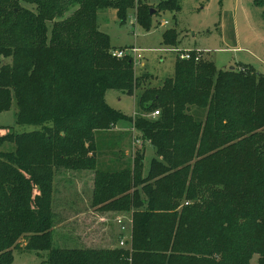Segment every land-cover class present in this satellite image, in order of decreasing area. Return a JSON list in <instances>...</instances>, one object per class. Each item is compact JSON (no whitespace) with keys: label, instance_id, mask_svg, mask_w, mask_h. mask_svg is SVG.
<instances>
[{"label":"trees","instance_id":"16d2710c","mask_svg":"<svg viewBox=\"0 0 264 264\" xmlns=\"http://www.w3.org/2000/svg\"><path fill=\"white\" fill-rule=\"evenodd\" d=\"M132 6L0 0V57L12 59L0 68V114L14 101L16 125L39 127L0 137L12 145L0 152V264H12L14 249L46 252L47 264H264V77L248 66L218 70L192 50L176 58L172 78L142 90L140 116L122 115L106 92L134 95L150 76L136 77L129 56L111 57L96 22L98 10L113 9L124 23ZM156 9L177 11L179 0ZM151 10L136 11L145 31ZM177 39L163 34L167 46ZM120 122L137 133L133 145L154 149L146 175L139 146L127 168H98L96 135L115 139ZM60 170L93 173V207L129 215L128 249L95 250L72 237L76 248L53 247Z\"/></svg>","mask_w":264,"mask_h":264},{"label":"rangeland","instance_id":"374dc122","mask_svg":"<svg viewBox=\"0 0 264 264\" xmlns=\"http://www.w3.org/2000/svg\"><path fill=\"white\" fill-rule=\"evenodd\" d=\"M133 0L132 9L127 12V18L121 23L113 9H102L97 12V29L110 39L109 51L126 52L131 58L133 71L136 77L150 76L142 87L128 95L122 91L109 90L105 95L106 104L122 115L135 118L142 114L137 106V98L144 88L160 87L166 79L172 78L174 63L179 54L196 51L206 60L214 59L218 70H231L233 67L241 70L242 65L250 62L254 70L264 76V0H244L240 2L236 24H232V14L223 19L224 10H232L235 0H179L177 11H161L157 5L171 0ZM258 2V4H256ZM143 4L147 9H152L151 28L145 31L139 24L136 12ZM256 4V5H255ZM29 9H33L29 7ZM69 14L66 15L68 17ZM166 22V25L163 23ZM233 26V31L231 27ZM169 30L176 32L178 42L176 47L163 43V34ZM238 36L240 50L234 49ZM228 43H226V39ZM234 38V39H233ZM135 49L141 58L130 50ZM250 50L259 58L258 63L250 60ZM188 51V52H185ZM132 55V56H130ZM248 60V61H247ZM211 61V60H210ZM12 59L0 57V68L11 65ZM240 64V65H239ZM261 68V69H260ZM260 69V70H259ZM16 105L12 102L9 111L0 114V137L14 132H29L39 130L36 126L16 125ZM127 127V136L122 135ZM115 139L105 138L102 133L96 135L97 162L101 170H121L129 166L130 158L136 151V145L131 140L137 133L129 124L120 122L110 133ZM113 137V138H114ZM139 140V139H138ZM139 150L144 153L143 174L146 175L149 164L155 158L154 149L148 144H143L140 139ZM142 142V143H141ZM9 142L0 143V152L11 151ZM130 156V157H129ZM111 160L119 162L110 163ZM109 162V163H108ZM93 173L57 171L53 181L51 210L54 214L52 229V244L54 248L74 249L76 246L71 237V222L74 216L84 223V230L91 240L86 242L89 248L95 250H110L116 248L115 240L123 235L124 246L127 247L128 236L131 232L130 218L125 213L99 210L92 205ZM121 220L122 229L117 220ZM119 230V231H118ZM120 235L117 236V233ZM118 241V240H117ZM22 243V242H21ZM25 246V243L21 246ZM118 247L119 244H118ZM129 246L127 247V249ZM12 264H47V253H37L24 249L13 250ZM252 264H256V258Z\"/></svg>","mask_w":264,"mask_h":264},{"label":"crops","instance_id":"0c3cea01","mask_svg":"<svg viewBox=\"0 0 264 264\" xmlns=\"http://www.w3.org/2000/svg\"><path fill=\"white\" fill-rule=\"evenodd\" d=\"M243 1V3H245V1L244 0H235V3H234V7L232 8V10L230 9V10H224V12H223V19H225L226 17H228L229 15H231L232 14V17H231V19H232V24H236V22H237V16H238V14H239V12L242 10H240L239 11V9H238V6H239V4H240V2H242ZM257 1V0H256ZM221 3H223V0H221ZM257 4H258V2H256ZM256 5V4H255ZM243 11V10H242ZM231 31H233V26L231 27ZM225 39H226V37H225ZM234 39V38H233ZM226 43H228V41H227V39H226V41H225ZM236 42V47L234 48V49H236V50H240L242 47L239 45L238 46V44H239V40H238V36L236 35V41H235V39H234V43ZM229 44V43H228ZM187 50H195V51H199L198 49H187ZM213 63H214V65H215V62H214V59L213 58H211L210 59ZM250 60L252 61V63H258V61H259V58L250 50ZM248 61V60H247ZM240 65V64H239ZM251 65H253V64H251L250 62H248V65H246V66H248V67H250V69H252L253 71H255L254 70V68L251 66ZM216 66V65H215ZM241 67H244V65H242ZM233 68V67H232ZM261 69V68H260ZM259 69V70H260ZM264 69V68H263ZM256 72V71H255ZM257 74H260L259 72H256ZM261 73H263L264 74V72H261ZM260 75H262V74H260ZM263 76V75H262ZM264 77V76H263ZM123 128V130L122 131H127V127L126 126H124V127H122ZM79 217L77 216H74L73 218H72V221H70L71 222V234H72V238L74 239V241L76 242V243H78V244H84L86 247H88L87 246V244H86V242H89L90 240H91V237L89 238V236L87 235V231L84 233V232H82L83 230H84V223H82V221L81 220H79L78 219ZM119 231V230H118ZM120 235V232H118L117 233V236H119ZM118 239L116 238V240H115V244H116V247H118V241H117ZM89 248V247H88Z\"/></svg>","mask_w":264,"mask_h":264},{"label":"built area","instance_id":"2783aa9c","mask_svg":"<svg viewBox=\"0 0 264 264\" xmlns=\"http://www.w3.org/2000/svg\"><path fill=\"white\" fill-rule=\"evenodd\" d=\"M136 1L139 2L138 0H136ZM135 12H136V11H135ZM166 24H167L166 22L163 23V25H166ZM130 51H131L132 53L136 54V57H137L138 60L141 58V56L139 55V52H138L137 50L132 49V50H130ZM185 52H188V51H185ZM197 53H199V52H197ZM197 53H196V56H195V58H194L195 61L199 60V58H200V55H198ZM125 56H129V55H128L126 52H123V51H118V52H113V53H112V57L117 58V59H121V58H123V57H125ZM130 56H132V55H130ZM131 58H134V57H131ZM178 58H179L180 60H189V59H191V55H190V53L179 54ZM134 59H135V58H134ZM132 60H133V59H132ZM157 116H159V112H158V111L154 112V113L151 115L152 118H155V117H157ZM134 144H135L136 146H139L140 141H139V140H136ZM117 223L120 224V229H121V230H124V229H122V226H123V225H121L122 222H121L120 219L117 220ZM130 223H131V222H130ZM124 244H125L124 240H123V239L120 240V242H119V246H120V247H123Z\"/></svg>","mask_w":264,"mask_h":264},{"label":"water","instance_id":"95a60500","mask_svg":"<svg viewBox=\"0 0 264 264\" xmlns=\"http://www.w3.org/2000/svg\"><path fill=\"white\" fill-rule=\"evenodd\" d=\"M154 14V10H151L150 11V15H153ZM231 70L233 69V68H230Z\"/></svg>","mask_w":264,"mask_h":264}]
</instances>
